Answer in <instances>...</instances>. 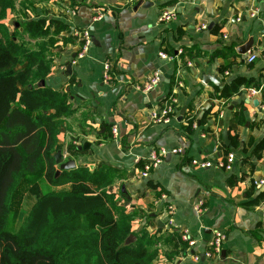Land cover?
Masks as SVG:
<instances>
[{"label":"crops","instance_id":"crops-1","mask_svg":"<svg viewBox=\"0 0 264 264\" xmlns=\"http://www.w3.org/2000/svg\"><path fill=\"white\" fill-rule=\"evenodd\" d=\"M40 4L36 10L40 19L62 22L67 26L64 32L74 38L85 31L91 35L88 53L76 63L82 40L65 41L64 51H52L45 82L55 91L66 92L76 110L66 121L73 125L65 123L58 137L64 161L117 172L116 182L107 190L116 194L118 207L133 216L134 234L126 243L134 244L144 234L160 239L158 258L152 264H264V201L255 202L264 192V184L259 186L264 182V157L256 158L248 144L264 139V89L249 97L244 88L229 103L218 99L220 89L238 77L254 81L249 88L264 80V60L247 62L249 54L264 53V0H46ZM164 10L175 12V19L160 21ZM98 14L102 19L94 21ZM14 15L9 12L7 19ZM249 39L254 41L252 50L240 55L238 48ZM188 49L196 56L177 57L178 50ZM161 52L175 57L174 61L161 59ZM106 61L111 64L107 81ZM154 72L160 73L162 83L146 91ZM203 74L223 86L205 84ZM171 99L170 121H153L152 114ZM233 102L237 104L232 106ZM239 107L246 121L242 126L231 122ZM190 120L196 125L188 137L183 130ZM220 120L224 127H219ZM113 126L118 137L113 136ZM229 128L226 146L222 133ZM70 143L76 149L90 143V153L70 157ZM175 148L183 149V155L168 154L148 178L140 177L152 152ZM225 148L236 156L231 171L200 169L191 163L222 160ZM168 204L176 211L171 228L166 225ZM217 232L224 236L221 252L206 257ZM174 233L186 234L196 246L182 252L175 242L165 243Z\"/></svg>","mask_w":264,"mask_h":264},{"label":"trees","instance_id":"trees-1","mask_svg":"<svg viewBox=\"0 0 264 264\" xmlns=\"http://www.w3.org/2000/svg\"><path fill=\"white\" fill-rule=\"evenodd\" d=\"M17 1L0 0V264H152L158 258L156 246L161 240L144 234L134 244L126 243L134 234L133 216L122 211L116 194L107 190L116 182L115 170L97 171L84 164L58 174L54 155L63 149L58 137L76 110L66 92L41 85L51 72L53 53L38 41L49 37L51 29L59 37L67 26L39 18L33 5L46 0H29L19 8ZM9 12L25 20L22 32L19 28L9 32L4 23ZM65 33L68 42L75 39ZM64 42L54 45L55 53L65 50ZM170 52L175 54L173 49ZM183 54L196 56L189 49ZM225 67L223 71L229 65ZM252 82L238 77L220 89L218 99L229 103ZM232 115V123L245 124L242 107ZM195 123H187L186 136L194 134ZM218 124L224 127L222 120ZM248 144L256 158L264 157V139ZM67 152L70 157L90 153L78 151L71 143ZM229 152L225 148V153ZM26 182L33 184L35 197L27 198L29 209L16 230L13 198ZM255 200L264 201V192ZM167 242H175L182 252L189 247L175 233Z\"/></svg>","mask_w":264,"mask_h":264},{"label":"built area","instance_id":"built-area-1","mask_svg":"<svg viewBox=\"0 0 264 264\" xmlns=\"http://www.w3.org/2000/svg\"><path fill=\"white\" fill-rule=\"evenodd\" d=\"M131 2H134L135 0H130ZM176 17L175 12H171L169 10H164L160 16H159V20L162 22H170L172 20H174ZM102 19V15L98 14L96 16H94V21H99ZM81 38H82V42H83V46L80 50V53L77 55L76 60L74 61V63L77 62V60L82 59L89 51L91 45H92V38L89 32L85 31L81 34ZM183 54V50H178L177 52V57ZM160 58L163 60H167V61H174L175 57L173 56H168L167 54H165L164 52H161L159 54ZM258 59H262L264 60V53L263 54H249L248 58H247V62L249 64H253L255 63ZM189 66H191V63H188ZM104 79L107 81L109 80L111 74V64L109 61L104 62ZM162 83V78L159 72H154V74L152 75V77L150 78V80L147 82V84L145 85V90L146 91H150L156 87H158L160 84ZM264 89V80L263 82L260 84L259 87L257 88H248L247 89V94L249 95V97L254 96V95H258L260 93H262ZM174 100L171 99L170 103L161 111L159 112H154L152 114V119L155 122H161L164 124H167L170 121V118L173 114V104ZM220 118H222V114L220 115ZM112 133L114 137H118V130L117 127L113 126L112 128ZM184 151L181 148H175L172 151H168L166 149H160L159 151H154L151 153L150 156V162L146 163L143 166L142 172L140 173V177L143 179H146L149 177L151 171L155 168H158L163 162H164V158L168 155V154H173V155H183ZM236 160V156L233 153H228L225 155V157L222 160H217L214 161L212 159H204V160H198V159H193L192 160V165L199 167L200 169H211L213 167L219 168V169H223L226 171H231L233 168V165L235 163ZM139 160L136 159V163H138ZM264 182L261 181L260 185H263ZM162 198L164 200L168 199L167 195H163ZM165 214L167 216V221H166V225L167 227L171 228L174 224V218L176 215V211L175 208L172 206V204H168L166 206V210H165ZM181 239L186 242L189 246V248H194L197 244V242L191 238H188L186 236V234H183L181 236ZM224 239V236L220 233L217 232L215 234V238L214 241L211 244V248H210V252L206 253L205 256L206 257H211L213 254H219L221 252V244H222V240ZM196 260H200V257L197 255L195 256Z\"/></svg>","mask_w":264,"mask_h":264},{"label":"rangeland","instance_id":"rangeland-1","mask_svg":"<svg viewBox=\"0 0 264 264\" xmlns=\"http://www.w3.org/2000/svg\"><path fill=\"white\" fill-rule=\"evenodd\" d=\"M27 2H29V0H18L17 1V6H18L17 8H19L21 4L27 3ZM40 6H41L40 3L33 5V7L37 11L40 8ZM14 16L12 18H10L9 20L7 19L6 25L9 28V31H12L15 29L16 23H18V25H19L16 28H20L23 31L21 25H23L25 20L22 17H18V16L14 17ZM46 20H49V19L46 18ZM64 33H62L58 37L55 35V31L53 29H51L49 37H47L44 40L41 39L38 42L44 43L49 48V52L52 53V51L54 49V45H58L64 41L69 40L68 39L69 35L66 33L64 34ZM28 38H30V37L28 36ZM75 38H77L78 40H82L78 36L77 37L75 36ZM33 44H36V43H33ZM65 123H66V121H65ZM66 124H67V127H68V125H73V123L69 124L68 122ZM34 194H35V188H34L33 184L30 182H26L25 184L21 185V187L17 190V192L13 198V209H14L15 214H16V216H15V228H16V230H18L22 226V224L25 220V212H27L29 209V204H28L27 198L29 196H32L34 198L35 197Z\"/></svg>","mask_w":264,"mask_h":264},{"label":"water","instance_id":"water-1","mask_svg":"<svg viewBox=\"0 0 264 264\" xmlns=\"http://www.w3.org/2000/svg\"><path fill=\"white\" fill-rule=\"evenodd\" d=\"M18 26L19 25L16 24V27H18ZM253 45H254L253 39H249L245 44H243L242 46H240L238 48V53L240 55H247L252 50ZM67 73L68 74H71V67L70 66L67 69ZM203 82L205 84L212 83V84H214L215 86H218V87L223 86V83L219 82L217 78L212 77L210 75L203 74ZM45 84H46V82L45 81H42L41 85L44 86ZM236 104H237L236 102H233L232 106L233 105H236ZM230 110H232V107L230 108ZM222 138H223L224 144L226 146H229V139H228V131L227 130H224L223 131ZM90 147H91V144L90 143H85L82 146H79L77 149L79 151H81V150H87ZM54 158H55L56 165L59 166L58 174L61 173L62 171H70V170H73V169H76L77 168L76 167V163H75L74 160L64 161L61 151H58L54 155ZM121 192L123 194L125 193V186H122ZM159 226H162V224H160Z\"/></svg>","mask_w":264,"mask_h":264}]
</instances>
